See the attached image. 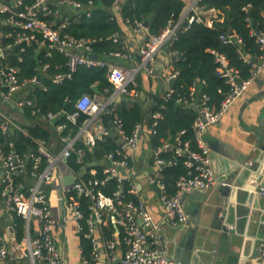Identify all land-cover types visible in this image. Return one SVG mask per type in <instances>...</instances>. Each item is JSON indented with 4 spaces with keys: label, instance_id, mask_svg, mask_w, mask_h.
Segmentation results:
<instances>
[{
    "label": "built area",
    "instance_id": "1",
    "mask_svg": "<svg viewBox=\"0 0 264 264\" xmlns=\"http://www.w3.org/2000/svg\"><path fill=\"white\" fill-rule=\"evenodd\" d=\"M200 1L192 0L186 4L177 22L169 21L159 35L147 33L139 51V63L132 67L109 64L100 58L89 57L94 54L93 45L97 40L76 39L63 34L69 21L68 17H65L57 27H53L52 23L43 20L47 16L58 14L51 8V5L70 6L76 13L84 11L86 16H89L92 9L91 2L83 6L76 0H33L30 6L21 10L18 8L22 6L23 0H15L12 5L0 4V16L9 15L4 24H11L20 29L15 39L16 45L30 46L37 42L39 47L46 50L48 54L50 50L55 49L67 58L66 71L53 76L52 83L59 85L64 80L70 79L82 66L106 67L107 78L114 87L106 99H102L98 95H81L74 104L75 111L71 114L49 112L42 117L60 137L61 147L57 152L40 140L34 141L36 145L34 153L29 151L23 156L15 154L14 151L4 154L0 149V204L2 205L3 201L4 211L11 218L16 215L24 222V236L21 242H18L25 248V253L20 257L21 260L24 259V263L21 264H66V258L61 249L56 246L52 231L55 224L64 227L68 222L75 224L78 235L91 241L92 262L89 263L83 258L80 249L78 264H114L117 259V264H177L169 257L164 248L160 228L152 222L149 210L145 202L137 196L134 186L131 185L129 194L137 198L135 202L126 200L121 188L111 195H106L102 188L105 187L108 180L113 178H116L119 183L127 181L120 177L118 170L129 167L131 158L128 152L137 147L142 135L141 123L135 125L130 135H126L120 120L110 107L118 98L128 96L136 98L138 96L137 75L140 72L149 76L154 73L153 66L157 54L172 44L181 28H189L192 22L202 23L212 28L215 22L223 20L222 12L213 8L202 9L198 6ZM247 8L249 6L244 10L247 11ZM261 17L264 25V12ZM184 23H186V27H183ZM133 28L135 31H139L144 27L141 23H135ZM36 34L42 36L40 42L37 41ZM250 34L256 36V43L263 53L255 59L239 53L242 62L250 66V75L246 79L242 78L239 69L231 66L223 53L208 50L214 57L218 78L222 79L228 87V90L222 93L224 97L218 108L209 104L206 95H201L200 99L197 98L195 85L191 87L188 99L177 97L178 103L191 104L198 110V115L192 125L193 142L197 150H191L188 141L178 140L173 146L176 156H186L185 166L188 168L187 175L177 181L175 194L168 195L166 193L165 185L160 180L158 172L149 178L150 184L157 189L160 196L164 213L163 224L185 225L188 216L182 204L183 197L194 191H209L217 184L204 134L208 127L220 122L224 114L242 97L264 67V33L251 31ZM108 39L117 42L118 37L114 35ZM219 40L225 45H242L241 39L233 33L221 34ZM10 48L11 46L6 48L0 46V57L4 50ZM121 54L122 52H119L115 56ZM169 54L171 57L175 56L174 53ZM165 77L168 82H174L176 79L177 72L173 70L172 66L167 70ZM37 78L22 81L19 77L18 67L6 65L1 68V104L6 108H13L20 112L31 108L33 100L29 96L35 88L42 86L40 77L39 80ZM129 86L133 89L128 90ZM24 89H28V91L26 92ZM23 90L25 94H22ZM173 93L174 90L169 86L164 98L168 99ZM31 114H36V110H32ZM80 114L85 115V119L78 127L77 132L73 136L61 137L65 125L55 124V122L65 116L67 121L75 125ZM107 114L112 116L109 126L103 122V116ZM159 117L158 112L152 115L154 120ZM22 122L24 123H19L12 116L0 112V135L7 138L13 130L25 132V126L30 123L24 119ZM153 126H155L154 121ZM183 133L182 131L179 135ZM114 136L122 144L123 150L116 149L114 152L104 155L101 179L96 177V171L92 168L86 167L79 174L71 170L68 160L73 152L77 154V163L83 162V150L75 148L78 142H81L87 149H92L105 138ZM169 148L170 146L165 144L153 152L154 164L157 168L163 165V162L157 157L159 152ZM29 161L32 163L31 173L27 170ZM42 162L45 165L41 169ZM64 173L71 177L72 183L69 186H66V183L63 186ZM86 173L89 174L88 178L85 176ZM14 175L23 179V183L17 182ZM71 191L75 192L78 199L85 198L89 201L87 216L83 213L78 202L68 199V193ZM258 192L264 200V184L258 187ZM53 194H59L62 200V213L57 222L54 220L51 208L50 198ZM109 223L114 228L113 240H106L103 234V228L107 227ZM11 229L15 234L12 220ZM262 234L259 264H264V224ZM121 246L124 248L121 249ZM117 252L121 254L120 258H117ZM7 262L8 248L0 233V264H7Z\"/></svg>",
    "mask_w": 264,
    "mask_h": 264
},
{
    "label": "trees",
    "instance_id": "2",
    "mask_svg": "<svg viewBox=\"0 0 264 264\" xmlns=\"http://www.w3.org/2000/svg\"><path fill=\"white\" fill-rule=\"evenodd\" d=\"M86 6L89 2L92 9L89 16L86 12L75 13L69 18L67 27L63 34L76 39H94L97 40L93 45V53L100 59L110 56L111 53L122 52L120 40L114 42L108 39L114 35H119L121 24L126 23L131 27L135 23L143 24L148 20L147 33L150 35H159L167 26L168 22H177L185 4L181 0H124L120 2L119 7L116 2L119 0H76ZM33 0H23L22 6L18 9H24L32 4ZM198 6L202 9H215L224 14L221 22H215L212 28L202 23L192 22L189 28H181L176 39L169 47L167 52L179 55L172 63L173 70L177 72L171 88L174 93L168 99L153 98L149 104L146 114L142 103L138 100H130V97H123L120 102L113 103L110 107L112 112L121 122L122 129L126 135H130L136 124L142 123L147 116V123L150 133V145L153 152L165 144L170 146L169 149L161 150L158 159L163 165L158 170V176L165 185L168 195L175 194V185L177 181L187 175L188 168L185 166L186 156H176L173 146L180 140L188 141L191 150H197L193 142L192 125L198 115V110L191 104L178 103L177 97L188 99L190 89L195 85L196 97L200 99L201 95H206L209 104L218 108L223 94L228 90L222 79L216 74V65L214 57L208 50H216L223 53L229 60L231 66L241 71L242 78L246 79L250 73V66L244 64L239 57V53L250 58H258L263 52L256 43V36L250 33H264L262 22V13L264 12V0H201ZM247 11L244 10L245 7ZM51 8H56L51 5ZM0 23V46L6 48L11 46V53L0 57V69L6 65L16 66L19 68V77L22 81L40 77L41 87L35 88L30 98L33 100V106L22 111L23 119L30 124L25 126V132L13 130L7 138L0 135V149L4 154L14 151L15 154L23 156L29 151H36L35 140H40L57 152L61 144L55 140L56 131L43 120V116L49 112H62L71 114L75 111L74 104L83 94L90 96L98 95L102 99L109 97L113 91V85L107 78L106 67H85L82 66L72 75L70 79L64 80L61 84L52 83L51 78L56 74L66 71L67 58L64 54L53 49L49 51L42 50L37 42L30 46L24 44H15V39L20 29L11 24H4L8 14L1 15ZM64 17L59 15L47 16L43 18L53 24V27L63 22ZM248 19V21H247ZM232 32L238 36L242 45L222 44L219 40L221 34ZM37 41L40 42L42 36L36 34ZM203 82V83H202ZM128 87V90H132ZM138 90V87L136 88ZM2 90V88H0ZM220 91V92H219ZM198 99V100H199ZM129 102V104L127 103ZM36 110V114H31ZM158 112L160 117L157 120L152 119V115ZM85 115L80 114L77 123L72 125L66 120L65 116L60 118L55 124L65 125L61 137L73 136ZM153 121L155 126H153ZM103 122L109 126V121L103 116ZM184 132L179 135L180 132ZM60 138V137H59ZM76 149L83 150L82 163H77V154L73 152L68 160L71 170L79 174L84 168L92 162L102 161L104 155L114 152L116 149L123 150V146L114 137L105 138L94 148L87 149L81 142L75 145ZM154 163V155L151 158ZM170 162V164H168ZM45 163L42 162L41 169ZM32 163L29 161L27 170L31 173ZM96 171V177L101 179L102 167L92 168ZM85 176L88 178L89 174ZM17 182L23 183L18 175H14ZM122 189L126 200L137 201V198L129 194L131 184L128 181L119 183L116 178L106 182L102 191L106 195H111L114 191ZM68 199L76 201L81 205L83 213L87 216V206L89 201L85 198L78 199L75 192L68 193ZM15 238L21 242L24 236V222L16 215H13ZM114 228L108 224L103 228V234L106 240H113ZM82 256L89 263L92 262L91 241L78 235ZM120 240V239H119ZM124 246H121L123 249Z\"/></svg>",
    "mask_w": 264,
    "mask_h": 264
},
{
    "label": "crops",
    "instance_id": "3",
    "mask_svg": "<svg viewBox=\"0 0 264 264\" xmlns=\"http://www.w3.org/2000/svg\"><path fill=\"white\" fill-rule=\"evenodd\" d=\"M14 1L0 0V4L12 5ZM123 1L119 0L116 5L119 7L120 2ZM181 1L186 6L192 0ZM54 7L58 12L57 15L64 18H70L76 13L70 6L54 5ZM121 31L117 37L122 45V54L128 57L122 54L115 56L119 53L116 52L102 60L123 67L136 66L139 63V51L146 39L147 29L142 28V30L135 31L133 27L122 23ZM172 62V57L164 48L156 56L153 66L154 73L151 76L143 72L137 75L138 96L130 100L136 99L142 103L146 114L152 99L162 98L168 89L169 82L165 76ZM24 90L28 91V89ZM24 90L22 94H25ZM120 101L118 98L115 103ZM0 112L12 116L19 123H24L22 112L6 108L1 102ZM147 120L146 116L141 123L142 135L137 147L128 152L131 158L129 167L119 169L118 174L134 186L137 196L145 202L152 222L160 228L162 243L169 257L177 264H181L178 260H184L183 264H259L258 257L264 224V200L258 192L260 184H264V67L242 97L228 109L220 122L208 127L204 134L213 167L221 174V177L225 178L231 172V170L228 172L227 168L232 167L239 159L246 162L244 164L256 162L255 167L246 170L242 177L240 176L236 194L233 197L229 196L225 207H221V197L214 199L209 191H194L186 194L184 200L182 199V204L188 220L184 229L181 230H178L176 226L163 224L164 213L160 196L157 189L149 182V178L160 168L151 162L153 150L149 141L150 128ZM55 140L60 143L58 135ZM55 145L56 141L51 147ZM64 176L63 186L66 183L65 180L71 179L66 173ZM203 195H205L204 204L208 199H213V212L218 210V216L225 217L223 222L227 229L225 238L221 237L222 231L208 225L210 218H208L207 211L202 213L201 210L200 215L194 216L198 205L197 199ZM50 201L54 220L57 222L62 213V200L59 194H53ZM11 220V216L4 211L2 201V205L0 204V233L8 248L7 264H21L24 263V259L21 260L20 257L25 253V248L16 241L11 229ZM52 234L56 246L61 249L66 258V264H78L80 245L75 224L68 222L64 227L55 224ZM190 240L192 249L187 258L183 256L184 253L177 256L180 243L186 246Z\"/></svg>",
    "mask_w": 264,
    "mask_h": 264
},
{
    "label": "water",
    "instance_id": "4",
    "mask_svg": "<svg viewBox=\"0 0 264 264\" xmlns=\"http://www.w3.org/2000/svg\"><path fill=\"white\" fill-rule=\"evenodd\" d=\"M143 27L145 29H147L148 27V20L144 21L143 23ZM183 27H186V23L183 24ZM229 34H232V32H229ZM11 53V50H4L3 51V56H6L7 54ZM89 57L93 58V59H97L98 57L95 54L89 55ZM179 55H175L172 57V61H174L176 58H178ZM37 80H39V76L37 78ZM173 84V82H169L168 85L171 86ZM120 101V99H119ZM105 118L111 122L112 121V116L110 114H107L105 116ZM114 139H117L116 136H114ZM211 158V156H210ZM246 162H243V160H237L235 164H233L232 167H228L227 170L228 172L231 170V172H229L227 174V176L221 177V174L217 172L216 168L213 167V161L211 159V166H212V170L214 172L215 175V179H216V185L209 190V192H211V194H213V198L216 199L217 197H221L222 203H221V207H225L227 205V201L230 195H232L231 197L235 196L236 194V188L238 187V179H240L242 177V175L245 173L246 170H251L255 167L256 162L252 163V164H244ZM104 162L100 161L98 163L96 162H92L90 164H88V168H93L96 166H103ZM243 165V167H241ZM245 165V166H244ZM237 176V177H236ZM241 176V177H240ZM237 179V180H236ZM260 186H263V183L260 184ZM208 192V193H209ZM185 196L183 197L184 200ZM202 198V199H201ZM204 198L205 195L198 197L197 202L198 205L196 207V211L194 213V216L196 215H200L201 210L203 211L202 213H204L205 211H207L209 217L210 218V222L208 223V225H211L212 228L216 229V230H220L222 231L221 237L225 238L226 237V225H223V222L225 220V217L222 215L218 216V210L215 211V213L213 212V199L207 201V203L209 204H204ZM233 200V198L231 199V201ZM213 221V222H212ZM185 225H178L176 226V228L178 230L184 229ZM191 240L187 243V245L185 246L182 242L180 243V245L177 248V256H180V254L184 253L183 256L187 258V255L191 253ZM184 249V250H183ZM121 254L118 252L117 254V258H120ZM182 259V257H180ZM180 261L181 264L185 263L183 262L184 260H178ZM118 263V259L114 262V264Z\"/></svg>",
    "mask_w": 264,
    "mask_h": 264
},
{
    "label": "rangeland",
    "instance_id": "5",
    "mask_svg": "<svg viewBox=\"0 0 264 264\" xmlns=\"http://www.w3.org/2000/svg\"><path fill=\"white\" fill-rule=\"evenodd\" d=\"M189 3H190V2H189ZM70 180H71V179L65 180L66 184H70Z\"/></svg>",
    "mask_w": 264,
    "mask_h": 264
}]
</instances>
